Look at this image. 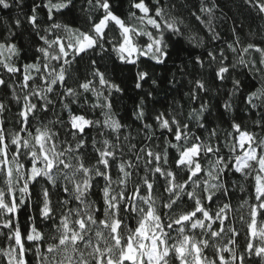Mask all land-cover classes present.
I'll return each mask as SVG.
<instances>
[{
  "label": "snow or ice",
  "instance_id": "1",
  "mask_svg": "<svg viewBox=\"0 0 264 264\" xmlns=\"http://www.w3.org/2000/svg\"><path fill=\"white\" fill-rule=\"evenodd\" d=\"M84 2L77 16L78 0H33L25 14L39 38L31 57L16 42L19 18L0 33V89L17 105L10 131L0 101V229L7 230L0 264H264V26L259 41L233 29L235 39L221 47L214 8L200 0L191 16L213 47L189 53L178 69L190 77L184 96L199 104L184 115L173 98L149 111L154 93L144 84H157L150 69L167 64L182 41L205 48V37L167 0H122L124 12L113 0ZM21 3L0 0V12ZM245 3L264 18V0ZM123 67L135 68L134 86L143 91L132 112L142 136L136 143L116 111L125 89L112 73ZM226 82L223 112H233L232 97L247 87L242 99L259 117L254 128L223 113L220 123L210 119L202 93ZM229 173L249 185L238 209ZM22 207L32 209L23 223ZM234 212H241L242 244Z\"/></svg>",
  "mask_w": 264,
  "mask_h": 264
},
{
  "label": "trees",
  "instance_id": "2",
  "mask_svg": "<svg viewBox=\"0 0 264 264\" xmlns=\"http://www.w3.org/2000/svg\"><path fill=\"white\" fill-rule=\"evenodd\" d=\"M167 2L172 5V11L174 14L182 17L185 23L190 24L193 29L198 30L199 35L205 37V48L193 49L188 43L182 41L183 50H173L172 59H170L167 64L150 69L153 78L157 80V84L153 86L150 81L149 83L144 84V91L151 90L154 93L153 96L148 99L147 108L151 111L153 107L157 109H161V106L167 107L174 103L173 98H175V105H179L182 113L187 115L193 107L198 106L199 102L193 104L188 97L184 96V93L188 89V79H190V77L182 76L178 69L182 66V63H188L190 61L189 53L193 56L203 54L205 49L213 47V43L207 39V29L204 26L198 25L191 16L192 12H198L200 0H167ZM204 3L214 8L212 24L215 31L220 35L221 39L216 43L221 47L224 46L225 41L231 42L235 39L233 29L237 31L242 39L260 40V35H258V33L261 31L262 26H264V18L258 15L256 10L245 3V0H204ZM32 5L33 0H22L19 8H13L8 12H0V33H3L4 35L8 34L7 30L9 28H15V20L17 18L21 20V27L15 28L17 33L16 42L21 47L24 56L27 57H31L35 54V47L38 46L39 41V38L25 21V14L29 13ZM81 6H84L85 8L87 7L84 0H78L77 7L74 10L75 15H82L80 12ZM113 7L124 12L127 11L128 5L126 2L122 3V0H113ZM204 18L207 19V16L205 15ZM179 47L180 46H178V49ZM108 67L110 69L112 67L110 62H108ZM189 70H191L190 64ZM241 71L245 70H237V75H239ZM112 74L115 77L116 82L121 83L122 87L125 89V91L118 94L115 99L118 118L124 117L126 122L133 126L131 130L132 135L137 137V140H134L133 143H136L142 139V136L137 134L132 112L134 105L139 102L143 95V91L136 89L134 86L133 77L135 75V68H132V70L129 71L128 67H123L122 70L118 69ZM174 75L175 82H173ZM239 78L244 80L245 84H248L249 82L256 83L252 80L251 76L245 77L240 75ZM208 87L209 92L207 94L202 93V96L204 100L210 104V111L212 113L210 119L213 120V123H220V120L217 118L223 113L224 121L231 120L235 117L237 120H243L250 129L254 128L252 120L259 119V117L255 115V112H248L246 110L245 102L242 99L243 93L248 91L247 87L243 88L240 96L232 97L231 102L234 105V110L230 114L223 112L222 105L224 101L228 99L227 93L231 90V83L226 82L219 92H217L216 87L211 83L208 84ZM0 101H3L9 109V111L4 114L3 118L7 121L8 128L11 131L13 129V124L16 122L17 105L15 101L12 100L10 92L6 94L4 89H0ZM73 107H76V105H73ZM59 112L60 108L57 106L53 112H49L46 115L44 122L48 123L49 121L55 120L56 114ZM49 126L52 127L53 125L49 124ZM227 126V123L223 124V127L227 128ZM255 131L259 132L260 129L255 128ZM92 135L96 134L92 133ZM97 139H100V137H97ZM141 163L143 162L141 161ZM228 175L229 191L233 194L231 202L233 208L238 209L242 203L240 198L247 195L249 185L248 182L244 181V179L238 174L233 175L232 173H229ZM241 186L244 187L245 191L241 190ZM242 211L246 214V206ZM31 213V208L24 209L22 207L19 214L20 221L23 223ZM240 214L241 212H234L232 215L234 226L241 232L239 239L242 244L244 228L239 222ZM0 231L7 230L0 229ZM6 243L4 237L0 235V244L6 245Z\"/></svg>",
  "mask_w": 264,
  "mask_h": 264
}]
</instances>
